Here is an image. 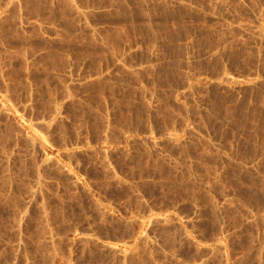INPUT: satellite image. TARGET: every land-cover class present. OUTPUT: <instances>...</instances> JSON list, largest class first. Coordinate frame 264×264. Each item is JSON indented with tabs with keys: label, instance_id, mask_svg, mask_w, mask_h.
Returning a JSON list of instances; mask_svg holds the SVG:
<instances>
[{
	"label": "rangeland",
	"instance_id": "1",
	"mask_svg": "<svg viewBox=\"0 0 264 264\" xmlns=\"http://www.w3.org/2000/svg\"><path fill=\"white\" fill-rule=\"evenodd\" d=\"M0 264H264V0H0Z\"/></svg>",
	"mask_w": 264,
	"mask_h": 264
}]
</instances>
